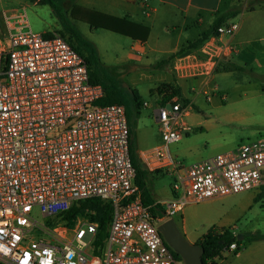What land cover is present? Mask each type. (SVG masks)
I'll list each match as a JSON object with an SVG mask.
<instances>
[{
  "label": "built area",
  "instance_id": "obj_1",
  "mask_svg": "<svg viewBox=\"0 0 264 264\" xmlns=\"http://www.w3.org/2000/svg\"><path fill=\"white\" fill-rule=\"evenodd\" d=\"M141 5L149 15L148 0ZM4 19L0 264H181L159 229L163 221L177 219L189 204L264 185V136L189 165L177 161L169 147L191 127L182 120L185 100L174 95L158 105L161 143L143 152L141 161L151 171L181 169L184 175L172 184V199L146 204L126 106L99 103L105 90L91 81L85 58L58 32H34L25 7L5 12ZM238 29L235 20L220 24L182 57L186 72L212 75L236 50L228 38ZM90 198L113 206L102 246H95L99 221L83 214L66 217L74 204ZM242 247L234 241L222 253Z\"/></svg>",
  "mask_w": 264,
  "mask_h": 264
},
{
  "label": "crops",
  "instance_id": "obj_2",
  "mask_svg": "<svg viewBox=\"0 0 264 264\" xmlns=\"http://www.w3.org/2000/svg\"><path fill=\"white\" fill-rule=\"evenodd\" d=\"M251 1L252 0H148L151 12L149 15H146L143 13V7L141 5L142 0H76L77 7L75 13L80 18L86 17L87 15L98 16L100 14L119 18L126 17L150 28L149 36L145 41L139 39L135 40L128 35L106 29L113 33L121 34L125 36L126 39L123 41L121 50L116 52L112 51V53H110L106 49L102 57L100 54L99 56L101 60L107 64L126 65L129 68V72L139 71L145 78H150L155 81L153 87L150 88V95L154 97V100H141V106H147L153 119L157 122L156 110L158 105L166 100L164 98L168 93L172 92L168 87L158 89L163 83L172 84L177 87L181 95L188 99V104L191 106H197V96L203 95L211 103L207 107H205V105L202 108L197 106L198 110L201 111H211L216 108L212 100L216 94L221 92L222 86L225 88L228 85L238 87V85L243 86V83L245 84L246 82L251 84L254 82L255 86L258 84L263 88L264 85H261L259 82L264 79V4H256L254 7L249 8ZM235 10H237L238 13L235 16L229 17L226 22L235 20L239 23L237 32L232 37L228 38V40L236 46V50L221 61L212 75L188 74L185 69L187 65H183L182 57L188 55V53L193 50L187 49L188 51L181 54H179V50L188 45V43L197 40L202 33L206 31H210L208 36V38H210L216 31L212 28L216 19L225 13ZM90 28L96 29L92 28L91 25ZM52 31L53 30H48L45 33ZM171 55H174V57ZM168 58V63L162 65L161 68H155V65L159 61ZM184 62H186V59ZM230 65H237L245 70H230L224 68V66ZM242 76H246V78L241 79ZM133 89L138 92L142 99L140 90L137 88ZM162 94L164 96H162ZM206 94H209V97H207ZM190 112L191 110L189 111V109H186V112L182 116V120L191 127V130L184 133L180 142L171 144L169 148L170 151L172 149L175 151L174 156L176 160L181 159L185 161L189 159L195 162L203 159L205 156L210 157V155L218 151L217 148L221 149L224 146L217 140L213 141L212 136L206 133L208 119H201L197 124L190 123L186 117L191 114ZM140 113L141 108L138 115H140ZM157 129L154 139L151 142L150 135H147L146 131L141 135L134 134L138 158L146 170L149 169L142 163L141 154L155 148L161 143L160 131L159 128ZM198 129H203V132H198ZM205 133L206 136L203 135ZM201 135L205 138L206 148L200 147L197 142ZM211 142L212 146L216 147V149H208ZM161 170L171 172L174 180L184 175V171L181 169L174 170L170 168ZM149 171L151 173L146 179V187L149 196L154 202L148 204H160L161 201L172 199L176 194V192L172 190V184L170 198L157 200L151 194L147 181L150 176H155L158 170ZM250 197L254 199V201L263 200V188L260 187L259 190L254 191L253 194H250ZM185 212L187 211L184 209L179 216L181 218V223H179L177 219L176 221L185 237L191 243H198L202 237L209 232L211 227H204L202 230L192 229L190 227L188 212L187 216ZM242 234L244 236V233ZM240 244L244 246L241 250L238 252L221 253V255H217L218 258L213 264H264V239L247 241L244 244Z\"/></svg>",
  "mask_w": 264,
  "mask_h": 264
},
{
  "label": "rangeland",
  "instance_id": "obj_3",
  "mask_svg": "<svg viewBox=\"0 0 264 264\" xmlns=\"http://www.w3.org/2000/svg\"><path fill=\"white\" fill-rule=\"evenodd\" d=\"M22 7L27 8L31 29L34 32L58 31L62 28L59 19L49 5L38 4L30 0H0V39L6 32L5 12L10 13L13 9ZM69 17L79 28L80 32L96 45L101 57L106 49L110 53L122 49L123 41L126 39L125 36L102 28L91 29L87 21L76 20L71 15ZM102 62L109 67H118L113 69L112 74L115 79L123 82V86L126 89L125 92L129 93L131 87L137 88L140 90L141 100H154V97L150 95V88L153 87L154 80L145 78L139 71L129 72V68L126 65H111L104 61ZM245 78L246 76H242L241 79ZM259 83L264 85V79ZM168 85V83H163L158 89ZM263 90L264 86L263 88L258 84L255 86L254 82L252 84L246 82L245 84L243 83V86L238 85V87L228 85L225 88L222 86L221 92L213 97L212 103L216 105V108L211 111L198 110L197 106L202 108L205 105L207 107L211 103L203 95H198L196 99L197 106L186 104L187 109L191 110V114L186 116L187 120L190 123L197 124L201 119L207 118V132H205L212 136L213 141L217 140L224 146L221 149L217 148L218 151L214 154L230 151L246 142L264 136ZM206 95L209 97V94ZM128 108L131 113L133 108L130 103H128ZM131 121L134 123L135 134L141 135L146 131L147 135H150V142L154 139L158 124L153 119L147 106H141L140 115L135 112L131 113ZM198 132L202 133L203 129H198ZM206 133L203 135L206 136ZM203 135L200 136L197 142L200 147L206 148V141ZM208 149H216V147H213L211 142ZM171 152L174 156L175 151L172 149ZM205 158H208V156L203 159ZM178 161L185 165H189L192 162L189 159L185 161L180 159ZM156 172L155 176H150L147 181L151 194L157 200L170 198L171 184L175 181L173 174L165 170ZM259 189L254 188L221 198L207 199L189 204L185 211L188 212L190 227L194 230H202L204 227L215 228L218 231L230 229L234 233L239 234L264 233V199L254 201L250 197V194ZM187 212H185L186 216ZM34 215L42 219L38 208H35ZM177 220L181 223L180 217ZM245 242L247 240L244 238L241 243L244 244ZM181 264H185L184 261H181Z\"/></svg>",
  "mask_w": 264,
  "mask_h": 264
},
{
  "label": "trees",
  "instance_id": "obj_4",
  "mask_svg": "<svg viewBox=\"0 0 264 264\" xmlns=\"http://www.w3.org/2000/svg\"><path fill=\"white\" fill-rule=\"evenodd\" d=\"M37 2L38 4L49 5L57 18L61 23V29L56 31L65 37L72 46L85 58L89 73L90 79L93 83L101 84L105 90V96L99 101L101 104H110V103H121L126 106L127 115L129 117L130 123V133H131V154L134 161V164L137 168V183L143 193V200L146 204L154 202L152 198L149 196L146 187V179L148 175L151 173L149 170H146L140 163L135 138H134V123L131 121V113L135 112L139 113L142 102L138 92L130 88L129 93L125 92L126 89L123 86V82L115 79L112 74L113 69H117L118 67H109L106 66L100 56L96 45L86 38L76 26L75 23L72 22L69 15L73 16V18L81 19L87 21L92 28H105L109 29L124 35H128L135 40H147L150 32V28L143 24L136 23L126 17L119 18L114 16H109L105 14H100L98 16L95 15H87L86 17H78L75 13V9L77 7L76 0H30ZM256 4H264V0H252L249 8L254 7ZM238 13L237 10L225 13L224 15L219 16L213 24L215 30L216 28L226 22L229 17L235 16ZM209 32H204L202 35L195 41L188 43L185 47H182L179 50V54L184 53L190 49H195L200 47L205 40L208 39ZM47 35H52V32H48ZM188 49V50H187ZM174 57V55H171ZM171 58V57H169ZM168 59H164L159 61L155 68H161L162 65L168 63ZM123 68V67H122ZM225 69L230 70H245L242 67L237 65L224 66ZM172 90L171 93H168L164 99L168 100L174 95H180L186 103H188V99L184 98L180 90L169 84L167 86ZM164 100L163 102H165ZM128 103L133 108V111H129ZM264 190V185L262 186ZM158 205V204H157ZM112 203L109 200H103L101 198H90L84 201H81L77 204H74L71 209L67 212L66 217L71 218L75 217L79 214L89 215L92 220L100 222V229L96 235L95 246H102L104 244V240L107 237L108 224L111 219L112 214ZM153 212L155 210L153 209ZM156 213V212H155ZM244 238L247 241L264 239V233L256 232L250 234H244ZM237 241L241 243L242 241L238 240L237 235H233L230 229H224L223 233H220L215 228H211L208 233H206L202 239L198 242L201 246L204 247L205 251L203 254V262L204 264H208L207 260L211 259L217 255H221L223 248L230 243ZM174 254L178 260H183L180 254L174 251Z\"/></svg>",
  "mask_w": 264,
  "mask_h": 264
},
{
  "label": "water",
  "instance_id": "obj_5",
  "mask_svg": "<svg viewBox=\"0 0 264 264\" xmlns=\"http://www.w3.org/2000/svg\"><path fill=\"white\" fill-rule=\"evenodd\" d=\"M159 229L169 245L182 257L185 264H204V247L199 243H191L183 234L175 218L163 221ZM238 240L244 239L243 234L237 235Z\"/></svg>",
  "mask_w": 264,
  "mask_h": 264
}]
</instances>
